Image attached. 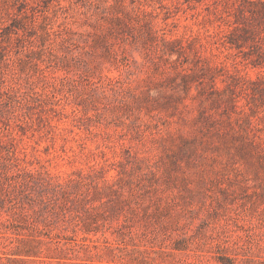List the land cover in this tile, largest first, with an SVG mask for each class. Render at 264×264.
I'll return each instance as SVG.
<instances>
[{"label": "rangeland", "instance_id": "rangeland-1", "mask_svg": "<svg viewBox=\"0 0 264 264\" xmlns=\"http://www.w3.org/2000/svg\"><path fill=\"white\" fill-rule=\"evenodd\" d=\"M0 264H264V0H0Z\"/></svg>", "mask_w": 264, "mask_h": 264}]
</instances>
